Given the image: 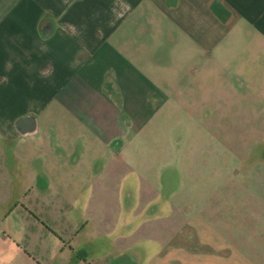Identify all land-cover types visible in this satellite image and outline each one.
Returning <instances> with one entry per match:
<instances>
[{
	"label": "crops",
	"instance_id": "crops-1",
	"mask_svg": "<svg viewBox=\"0 0 264 264\" xmlns=\"http://www.w3.org/2000/svg\"><path fill=\"white\" fill-rule=\"evenodd\" d=\"M243 88L264 90V0H0V182L23 183L0 260L25 232L22 264H260L228 229L122 228L109 206L162 116L219 120Z\"/></svg>",
	"mask_w": 264,
	"mask_h": 264
},
{
	"label": "rangeland",
	"instance_id": "rangeland-1",
	"mask_svg": "<svg viewBox=\"0 0 264 264\" xmlns=\"http://www.w3.org/2000/svg\"><path fill=\"white\" fill-rule=\"evenodd\" d=\"M240 91L238 102L226 94L224 115L219 120L209 116L210 123L204 124L192 116H162L147 137L137 140L136 165L127 172V186L110 188L109 206L117 210L114 222L119 221L122 228L171 225L192 230L204 223L211 229H228L241 236L243 250L257 256L260 264L264 261V90L256 89V94L246 88ZM1 182L0 227L12 201L10 195L23 190L18 179ZM73 189L57 187L54 191L67 194ZM79 190L83 195L93 194L91 187ZM120 191L124 197L132 194L139 198L130 206L125 203L120 211ZM134 208L140 213L135 219ZM30 231L37 233L33 228ZM28 238L23 232L21 239L8 241L18 252L14 264H22L18 259L31 240ZM38 240L43 239L36 234L34 242ZM9 261L3 259L0 264Z\"/></svg>",
	"mask_w": 264,
	"mask_h": 264
}]
</instances>
